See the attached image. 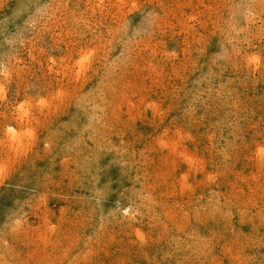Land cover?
Here are the masks:
<instances>
[{
	"label": "rangeland",
	"instance_id": "obj_1",
	"mask_svg": "<svg viewBox=\"0 0 264 264\" xmlns=\"http://www.w3.org/2000/svg\"><path fill=\"white\" fill-rule=\"evenodd\" d=\"M0 264H264V0H0Z\"/></svg>",
	"mask_w": 264,
	"mask_h": 264
},
{
	"label": "bare ground",
	"instance_id": "obj_2",
	"mask_svg": "<svg viewBox=\"0 0 264 264\" xmlns=\"http://www.w3.org/2000/svg\"><path fill=\"white\" fill-rule=\"evenodd\" d=\"M14 136H17V133H13Z\"/></svg>",
	"mask_w": 264,
	"mask_h": 264
}]
</instances>
